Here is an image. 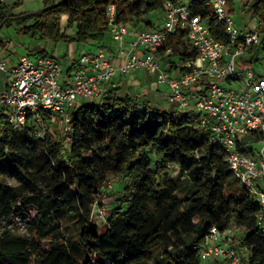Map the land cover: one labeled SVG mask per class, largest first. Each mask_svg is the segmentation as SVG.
Returning a JSON list of instances; mask_svg holds the SVG:
<instances>
[{
  "label": "trees",
  "instance_id": "trees-1",
  "mask_svg": "<svg viewBox=\"0 0 264 264\" xmlns=\"http://www.w3.org/2000/svg\"><path fill=\"white\" fill-rule=\"evenodd\" d=\"M24 1L0 3V32L16 23L17 32L31 38L98 40L108 50L114 48L105 41L111 37L105 14L110 3L117 4L119 21L149 27L155 23L150 14L161 12L167 0H41L37 11L15 12ZM196 12L207 15L208 9ZM253 12L264 20V0ZM62 15L66 28H76L74 35L62 29ZM212 32L225 39L214 25ZM260 32L261 43L245 64L264 63V23ZM182 37L176 33L167 42L175 48L167 59L172 63L196 55ZM36 53L25 54L56 57L45 48ZM124 76L120 85H107L99 98L73 111V141L65 151L61 141L37 139L28 128L0 136V176L25 180L11 185L0 178V226L21 214L28 230L22 235L0 229V264H203L197 246L212 226L220 232L236 227L237 246L240 234L248 252L244 264H264L260 206L212 143L202 113L166 108L159 98L165 91L136 90ZM35 144L39 152L27 154L25 147ZM113 175L130 181L101 227L93 215L95 200Z\"/></svg>",
  "mask_w": 264,
  "mask_h": 264
},
{
  "label": "built area",
  "instance_id": "built-area-1",
  "mask_svg": "<svg viewBox=\"0 0 264 264\" xmlns=\"http://www.w3.org/2000/svg\"><path fill=\"white\" fill-rule=\"evenodd\" d=\"M197 7L208 14L196 12ZM105 14L113 49L83 50L66 68L57 57L22 54L11 65L0 59V69L8 73L7 88L0 93V136L28 128L44 140L57 127L65 151L73 141L78 105L99 98L116 76L143 69L179 109L202 113L212 143L224 151L229 169L258 202L257 221L264 233V73L244 62L261 43L264 20L256 15L254 24L238 25L228 0H167L149 27L119 21L115 3ZM213 25L225 39L214 35ZM180 32L196 55L172 63L167 59L175 48L167 42ZM5 151L10 152L9 145ZM112 187L109 179L95 200L98 220L108 217L104 201ZM237 232L234 226L223 232L212 226L197 246L202 263L244 264Z\"/></svg>",
  "mask_w": 264,
  "mask_h": 264
},
{
  "label": "rangeland",
  "instance_id": "rangeland-1",
  "mask_svg": "<svg viewBox=\"0 0 264 264\" xmlns=\"http://www.w3.org/2000/svg\"><path fill=\"white\" fill-rule=\"evenodd\" d=\"M16 0H6V3L8 5H13ZM259 0H240L234 3L233 6H229L232 12L233 17L235 18L236 22L240 26H245L248 23L254 24L257 21V16L254 15L253 7ZM246 4V5H245ZM43 6V3L41 0H25L21 5L15 7L14 11L19 13L22 11H37ZM161 16L160 12H154L150 14V17L156 21L157 17ZM30 23V22H29ZM28 23V24H29ZM20 25L13 24L11 27H4L1 32L0 36L3 39V46L0 47V51L4 52H10L5 54V56L0 55V59H5L7 62L11 60L13 61V58H19L20 55L25 53H31V54H37L36 52L42 49H47L50 52H53V54L61 61L63 66L66 68L68 67L70 63V59L72 56L78 58L83 50H89L93 48L94 46L90 41L88 43L83 44H76L73 42H67V41H61L59 43H54L52 41L42 40L39 38V36H36L34 38H31L29 36H25L23 34H20L17 32V29ZM62 26L63 30H67V34L70 33V35H74L76 32V28H66L67 26V15H62ZM105 41L110 43L111 45L114 43L113 39L110 37V35L106 36ZM20 43H24L20 44ZM25 46H28L30 50H26ZM253 67L260 70V72L264 73V63L262 64H252ZM4 73H6L4 70L0 69V85L2 83H5L4 79ZM7 87H4V90H6ZM137 90H140V87L137 86ZM165 91V89H162ZM163 98V97H162ZM163 104L166 108L168 107H176L179 109V106L176 102H173L168 96H164L162 99ZM50 136L52 139L60 141L61 134L59 128H52V132L50 133ZM40 150L39 145H31L25 147V151L27 154H33L38 153ZM178 168L172 167L170 170V173H176ZM0 178H2L6 183L11 185H25L24 178L19 174H9V175H1ZM111 183L113 187L110 189V193L106 197L104 204L107 207V213L109 214V210L111 207H113L119 197L120 191L122 187L130 181V178L128 177H121L117 175L111 176ZM27 190V189H26ZM1 215V214H0ZM1 217V216H0ZM99 223L101 224V227L105 226V221L99 219ZM3 228H10L12 231L18 232L22 235L28 234V230L26 227V218L18 214L13 219H11L10 222L6 220L1 221L0 229ZM238 239V246L241 248V253L243 257L248 256V252L245 249L244 246H242L241 236L240 234L237 236ZM206 264V263H203Z\"/></svg>",
  "mask_w": 264,
  "mask_h": 264
},
{
  "label": "crops",
  "instance_id": "crops-1",
  "mask_svg": "<svg viewBox=\"0 0 264 264\" xmlns=\"http://www.w3.org/2000/svg\"><path fill=\"white\" fill-rule=\"evenodd\" d=\"M107 42V41H106ZM90 43H92V45L94 46L93 48H91V50H96L97 48H100V44L102 43L101 41L98 40H91ZM111 45V44H110ZM113 46V45H112ZM114 47V46H113ZM10 53V52H4V51H0V55L5 56V54ZM18 58H13V61L11 62V60H9V64L11 65L12 63L16 62ZM6 72V71H5ZM4 79H5V83L2 85H0V93L4 92V87H7V81H8V73H4ZM126 81H127V86H133L135 89L137 88V86L140 87V90H147L149 88H158L159 90H162L163 88L161 86H159L155 81L153 76H151L150 74H148L146 71H144L143 69H138L135 72H131L127 75L124 76ZM121 78V75L116 76L109 84H115V85H120L121 82H119ZM108 84V85H109ZM137 90V89H136ZM164 96H167V93L164 92L162 93V95L159 94V98L163 99ZM163 97V98H162Z\"/></svg>",
  "mask_w": 264,
  "mask_h": 264
}]
</instances>
